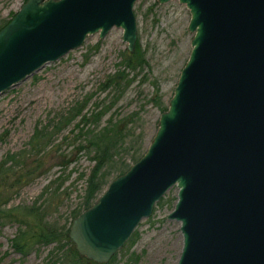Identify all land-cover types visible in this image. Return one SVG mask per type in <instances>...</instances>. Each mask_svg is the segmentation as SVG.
I'll use <instances>...</instances> for the list:
<instances>
[{
  "label": "water",
  "instance_id": "95a60500",
  "mask_svg": "<svg viewBox=\"0 0 264 264\" xmlns=\"http://www.w3.org/2000/svg\"><path fill=\"white\" fill-rule=\"evenodd\" d=\"M136 1L25 0L0 29V94L113 26L132 53ZM178 1L193 37L167 108L142 156L68 237L80 257L106 264L175 185L177 264H264V0Z\"/></svg>",
  "mask_w": 264,
  "mask_h": 264
},
{
  "label": "rangeland",
  "instance_id": "374dc122",
  "mask_svg": "<svg viewBox=\"0 0 264 264\" xmlns=\"http://www.w3.org/2000/svg\"><path fill=\"white\" fill-rule=\"evenodd\" d=\"M24 1L0 0V26ZM133 11V52H140L144 65L125 67L127 43L122 29L113 26L103 38L87 35L79 47L0 94V264H53L59 257L53 243L34 239L23 256L11 241L28 229L27 222L32 224V207L45 221L65 227L86 209L83 196L96 152L92 139L99 129L118 125L122 134L101 170L110 173L109 182L150 143L189 56L193 33L187 30L189 10L178 0H137ZM119 71L123 76L116 75ZM78 104L90 118L85 124L75 115ZM100 112L94 122L93 114ZM177 191L174 185L165 192L107 264L177 263L180 222L168 218Z\"/></svg>",
  "mask_w": 264,
  "mask_h": 264
},
{
  "label": "trees",
  "instance_id": "16d2710c",
  "mask_svg": "<svg viewBox=\"0 0 264 264\" xmlns=\"http://www.w3.org/2000/svg\"><path fill=\"white\" fill-rule=\"evenodd\" d=\"M15 13H13L14 16ZM12 16V17H13ZM11 19V18H10ZM9 19V20H10ZM7 20L0 29L8 23ZM123 63L127 68H134L136 66L144 65L142 56L140 52L135 50L133 53H129L124 57ZM116 75L119 77L123 76V71H119ZM109 84H112V77L108 80ZM166 106L162 107V111L166 110ZM82 109L80 104L77 105L75 110V115H81L80 123L89 122L90 118L86 117L85 114H81ZM100 113L93 114L94 122L100 117ZM79 124V123H78ZM38 136V131L31 137V141L34 142ZM93 137L92 145L96 147V152L93 157L95 161L94 166L91 169L90 175L87 178V185L85 189V194L83 196V207L84 209L89 207L91 203L97 198L105 186L109 183L110 173H102L101 170L108 163L111 158V152L116 146V139L122 137L121 129L118 125H114V128L109 126H104L99 129ZM139 158H134L133 161H136ZM8 160H13V156H9ZM129 165L125 169L121 170L119 174L123 173L128 169ZM32 210V211H31ZM29 212V218L32 221V224L27 222L28 229L25 231L19 232L12 241L11 245L13 249L21 253V255H26L29 251V247L32 244V241L35 239L37 242H42L44 244H55L56 249L60 251L58 258L52 262L53 264H96L92 261H89L85 258H82L78 255L74 249L73 243L68 237L69 227L53 225L50 222L44 220V217L35 211V208L32 207ZM37 215V217H36ZM36 218V219H35ZM107 264V263H106Z\"/></svg>",
  "mask_w": 264,
  "mask_h": 264
},
{
  "label": "bare ground",
  "instance_id": "6f19581e",
  "mask_svg": "<svg viewBox=\"0 0 264 264\" xmlns=\"http://www.w3.org/2000/svg\"><path fill=\"white\" fill-rule=\"evenodd\" d=\"M177 241H178V239H176V241H175V242L177 243ZM177 261H178V260H177ZM176 264H177V263H176Z\"/></svg>",
  "mask_w": 264,
  "mask_h": 264
}]
</instances>
